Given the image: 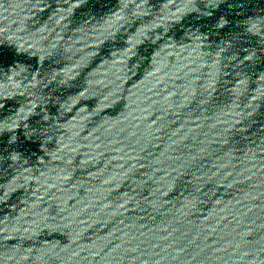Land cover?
<instances>
[{"label":"water","instance_id":"1","mask_svg":"<svg viewBox=\"0 0 264 264\" xmlns=\"http://www.w3.org/2000/svg\"><path fill=\"white\" fill-rule=\"evenodd\" d=\"M0 228L42 264H264V0H0Z\"/></svg>","mask_w":264,"mask_h":264}]
</instances>
